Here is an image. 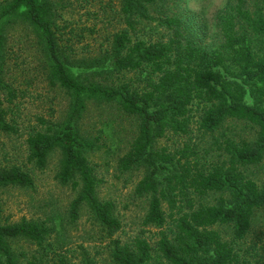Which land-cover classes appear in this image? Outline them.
Returning a JSON list of instances; mask_svg holds the SVG:
<instances>
[{"label":"trees","instance_id":"16d2710c","mask_svg":"<svg viewBox=\"0 0 264 264\" xmlns=\"http://www.w3.org/2000/svg\"><path fill=\"white\" fill-rule=\"evenodd\" d=\"M180 3L119 0L123 27L105 37L98 54L74 64L58 45L50 0H0V132L14 131L5 119L9 110L2 106L1 96L10 102L16 93L4 78L5 26L21 22L37 38L44 79L68 99L60 120L37 118L41 127L25 138L27 160L41 170L50 154L58 152L55 179L77 189L69 215L74 218L81 206L86 208L109 239L111 264H258L259 260L264 264L258 252L264 248V233L258 225L253 232L256 242L242 253L234 247L254 228L255 214L264 212V181L245 173L264 157V0H226L214 17L215 32L208 41L183 14ZM155 18L168 31L164 36L131 38L128 30ZM79 67L83 71L76 70ZM128 71L142 76L140 87L129 80L109 81ZM193 104L198 111L192 122L198 131L210 134V146L217 151L210 161H201L187 143L173 152L155 145L166 134L190 132ZM90 107L109 108L135 122L125 136L111 128L114 119L102 125L116 169L140 174L133 195L147 200L142 224L157 229L154 247L139 236L129 242L111 239L120 222L113 202L97 196L99 179L88 158L98 148V137L91 135L93 126L82 123ZM229 121L245 123L251 139L215 136ZM31 185V177L20 167H0V187ZM55 226L51 217L0 220V264H97L84 251L77 263L54 250L48 251L49 258L42 257ZM221 227L229 229V239L222 236ZM18 240L41 247V255L27 257L16 251Z\"/></svg>","mask_w":264,"mask_h":264},{"label":"rangeland","instance_id":"374dc122","mask_svg":"<svg viewBox=\"0 0 264 264\" xmlns=\"http://www.w3.org/2000/svg\"><path fill=\"white\" fill-rule=\"evenodd\" d=\"M50 1L53 6V23L58 45L74 64L80 58L98 54L104 47L105 37L123 27L118 15L119 0ZM225 1L181 0L180 6L183 14L192 18L193 25L201 29L200 35L204 34L203 39L208 41L215 32L214 17L224 6ZM152 13L157 17L158 11L153 10ZM156 23V18L152 21H142L134 31L128 30V32L131 38L155 40L168 32ZM26 27L21 22L5 26L4 78L15 87L16 93L15 98L10 102L1 96L2 106L9 110L5 119L14 125V131L0 132V167L13 165L20 167L31 177L32 185L27 188L0 187V220L15 222L22 217L37 220L52 218L56 226L46 240L48 246L44 244L43 253L41 247L25 240L14 243L13 247L16 251H22L27 257H30V254L38 256L42 253V257L49 258L51 254L49 255L48 251L54 250L56 255H62L65 259L77 263L81 251H84L97 264H111L107 254L109 239L104 236V232L94 222L86 208L81 206L74 218L69 215L70 203L77 189L71 188L70 185H61L55 179L58 152L54 151L50 154L41 170L32 167L27 160L25 138L32 129L41 127L37 118L41 117L49 121L60 120L65 114L68 99L61 89L50 86L44 79L43 57L37 38ZM76 70L83 71L81 67ZM141 77V75L137 77L135 72L128 71L112 76L109 81L113 80L117 83L120 82L119 79L129 80L133 87H140ZM99 81L107 83L108 79L102 81L100 77ZM190 110V132L186 135L166 134L155 145L173 152L187 143L189 147H193V151L201 161H210V157L214 159L213 156L217 153L214 145L210 146L212 138L209 133L198 131L195 123L192 122L196 119L198 111L195 104ZM108 118L114 119L110 126L112 124L111 128L115 133H123L124 136L133 129L135 122L131 118L119 117L109 108L94 110L93 107L85 112L82 119L86 128L93 126L91 135L98 137V148L88 158L94 165L95 174L99 179L97 196L113 202L120 222L119 229L111 235V239L117 238L122 242H129L134 236H139L145 238L149 245L154 247V242L158 238L157 229L142 224L147 200L133 195V185L140 174L136 171L120 173L116 169L115 155L110 154L111 148H108L110 145L108 131L103 129L102 125ZM220 133L247 140L252 137L248 126L241 121L225 123L215 136H220ZM245 173L256 181H264V157L258 164L248 167ZM163 207L165 208L164 204ZM255 217L257 220L252 231L244 240L234 245L240 253L247 249V246L250 247L252 242H256L253 232L257 231V225L264 233V212L256 213ZM220 230L222 236L229 239V229L221 227ZM261 239L264 240V235ZM258 252L259 258L264 259V248L258 249ZM246 258L252 261L251 258L247 256ZM258 264L263 263L259 260Z\"/></svg>","mask_w":264,"mask_h":264}]
</instances>
